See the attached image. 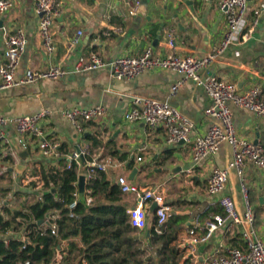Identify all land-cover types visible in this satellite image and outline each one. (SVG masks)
<instances>
[{
	"label": "crops",
	"instance_id": "1",
	"mask_svg": "<svg viewBox=\"0 0 264 264\" xmlns=\"http://www.w3.org/2000/svg\"><path fill=\"white\" fill-rule=\"evenodd\" d=\"M11 1L12 8L0 16V65L4 62L5 36L22 30L26 44L15 71L16 78H22L28 69L42 71L57 67L67 72L56 80L0 90V116L18 118L45 110L51 112L41 127L45 139L57 144L59 152L56 158L43 157L37 148V139L19 136L14 126L3 128L10 147L19 155L18 165L24 167L15 181L11 180L12 175H0L1 195L12 188L20 193L6 205L11 211L20 210L23 204L25 208L33 200L31 193L41 192L33 184L40 180L42 168L60 169L65 165L67 154L88 146L95 157L108 162L105 172L113 180L118 182V178L123 177L128 181L130 172L136 168L137 174L134 181H128L130 184L158 189L164 195L170 207L167 220L171 215L181 218L175 226L178 227L174 243L177 247L189 228L202 225L207 218L220 212L217 200L222 195L230 197L242 215L243 199L235 170H229L220 194L210 196L206 192L211 171L227 168L231 163V147L223 143L214 157L197 164L191 160L193 139L214 123L205 115L210 101L202 86L189 80L171 96V87L180 75L168 70L145 71L131 80L112 78L108 66L72 73L75 62L91 53L107 63L125 55L138 56L147 48L160 58L212 53L226 30L220 0H58L60 13L49 30L54 46L52 55L42 46L39 16L33 0ZM263 2H248L247 26L243 33L256 21L253 32L247 40L239 39L238 43L230 45L213 64L202 70L203 80L214 78L235 84L241 92L253 85L264 89V10L255 14ZM79 31V42L71 46L70 41ZM169 36L175 41V50L166 45ZM134 98L168 103L189 120L190 141L168 144L163 130L150 129L141 122H126L124 115L133 106ZM96 105L104 107V114L95 121L82 122L80 131L60 116V111L66 108ZM229 107L237 136L253 142L258 140L264 150V122L255 119L246 109L231 104ZM3 152L0 143V169L5 163ZM244 173L255 214L256 237L264 243V171L248 164ZM122 198L127 210L133 206L131 195ZM21 227L20 231L10 230L8 238H25L24 226ZM241 230L242 226L228 222L209 242L198 247L195 256L185 258L181 253L179 264H206L212 256L223 253V247L245 249ZM147 240L149 242V238ZM75 242L82 248L79 240ZM67 247L68 242L62 241L60 249L64 254Z\"/></svg>",
	"mask_w": 264,
	"mask_h": 264
},
{
	"label": "built area",
	"instance_id": "2",
	"mask_svg": "<svg viewBox=\"0 0 264 264\" xmlns=\"http://www.w3.org/2000/svg\"><path fill=\"white\" fill-rule=\"evenodd\" d=\"M37 15L39 16L38 30L42 39V46L48 55L54 53V46L50 34V25L60 13V2L58 0H33ZM138 4V3H136ZM247 0H220L219 8L226 23V30L222 40L214 52L204 56L179 57L171 55L168 57H156L150 48L138 56L125 55L105 62L96 53H91L87 58H80L72 67V73H82L109 67L114 79L131 80L139 74L150 70H168L180 75L179 80L171 87L170 95L174 96L177 91L189 80L198 86H202L209 98L210 105L205 110V115L212 118L214 123L208 130L196 136L192 141L191 160L197 164L202 160L214 157L223 143H227L232 150V161L227 168H214L207 180L206 192L210 196L220 194L228 180L229 170H235L240 182V190L243 199L244 211L242 215L237 212L235 203L228 196H220L217 200L220 212L207 218L202 225H194L186 232V236L179 243L178 248L185 258L195 256L198 247L209 242L215 233L222 229L228 222L232 225L242 226L240 232L241 240L245 249L238 247H223V253L212 256L206 264H264V243L256 237L254 223L255 214L249 199L248 183L245 178V168L252 164L260 171H264V150L260 144H255L240 138L232 121V112L229 105L248 110L254 118L264 122V89L260 85H253L245 91H239L235 84H228L214 78L203 80L200 72L213 64L218 56L230 45L247 40L253 32L254 24L243 33L246 28L245 13ZM11 0H0V16L12 8ZM264 10V2L255 12L259 14ZM135 11V8H134ZM131 12L134 14L135 12ZM81 31L70 41L73 46L79 42ZM26 40L22 30H16L5 36L4 39V62L0 65V90L33 84L42 80H56L63 77L67 72L57 67H49L47 70L25 71L22 78L15 77V71L19 59L24 52ZM166 45L175 50L176 44L172 36H169ZM133 106L124 115V120L129 123L141 122L146 127L158 130L166 134L168 144L188 143L191 124L177 110L168 103L151 99L134 98ZM105 112L104 107L96 105L90 108L70 107L60 111V116L67 120L74 128L81 130L82 122H91L100 118ZM51 116L48 110L41 111L32 116H20L18 118H7L0 116V143L4 148L3 158L5 163L1 166L2 177L12 175L13 181L19 176L15 167L19 163V155L9 144L4 136L3 128L14 126L19 136H30L37 139V148L41 155L46 158L59 156L57 144L45 139L41 124ZM141 161V158H137ZM66 168L76 166L77 175H85L86 183L96 179L101 172H105L108 162L101 161L95 157L91 148H77L65 156ZM83 168V171L79 169ZM118 184L124 195L133 197V206L126 213L128 223L137 233L148 229V210L151 204L156 203L154 220L150 228L157 235H162L170 207L166 205L164 195L158 189L140 188L130 184L126 178H118ZM35 189L54 195V200L61 202L57 197L56 187L50 185L45 188L38 179ZM15 198V194L9 193L0 199V208L6 206ZM94 202L91 191L85 193V205L90 206ZM78 203L77 191L74 199L66 205L67 216L74 218L75 208ZM61 219L60 210L48 212L41 221L40 235H58V221ZM151 230V229H150ZM9 238H3L5 245ZM22 238L21 241H25ZM61 245V244H60ZM58 246L55 255L49 264H61L63 251ZM19 264H29L28 261Z\"/></svg>",
	"mask_w": 264,
	"mask_h": 264
},
{
	"label": "trees",
	"instance_id": "3",
	"mask_svg": "<svg viewBox=\"0 0 264 264\" xmlns=\"http://www.w3.org/2000/svg\"><path fill=\"white\" fill-rule=\"evenodd\" d=\"M77 177L76 166L67 169L66 162L60 169L42 168L40 180L45 188L56 187L55 195L61 202L55 201L51 193L40 192L31 193L33 200L18 211L1 207L0 264L26 261L29 264H49L62 241H67L68 247L61 264H179L181 253L174 243L178 230L175 226L180 217L171 215L162 235L155 234L151 228L149 247L146 248L150 253L145 259V251L138 247L139 241L133 236L137 232L128 223L121 187L106 172L99 173L86 186L94 202L86 206L78 201L74 218L67 216L66 205L74 199ZM52 210L61 213L58 235H40L39 222ZM18 225L24 226L26 240L9 238L5 245L3 238H8L9 231L16 230ZM76 240L80 241L82 248L78 247Z\"/></svg>",
	"mask_w": 264,
	"mask_h": 264
},
{
	"label": "water",
	"instance_id": "4",
	"mask_svg": "<svg viewBox=\"0 0 264 264\" xmlns=\"http://www.w3.org/2000/svg\"><path fill=\"white\" fill-rule=\"evenodd\" d=\"M247 1L251 2V0H247ZM254 143L258 144V140H255ZM23 169H24V167L21 165H18L15 167V170L17 172H19L20 174L23 172ZM137 171L138 170L136 168L132 169V171L129 174L128 181H131V182L134 181V177L136 176ZM86 186H87V183H86L85 175H83V174L78 175L77 182H76L77 198H78V201L83 203V204H85ZM156 207H157L156 203H153V204H151V206L148 210V229L146 231V238L147 239L150 238V236H151L150 227H151L153 220H154V211H155ZM40 223H41V221L39 222V224Z\"/></svg>",
	"mask_w": 264,
	"mask_h": 264
},
{
	"label": "rangeland",
	"instance_id": "5",
	"mask_svg": "<svg viewBox=\"0 0 264 264\" xmlns=\"http://www.w3.org/2000/svg\"><path fill=\"white\" fill-rule=\"evenodd\" d=\"M9 193L15 194V193H17V191L14 190V188H12L11 191H6L5 194H3V195L0 194V198H5L7 196V194H9ZM129 207H130V205H129ZM23 208H24V204H23L21 209H23ZM0 213H1V208H0ZM21 229H22V227L20 225H18L16 231H20ZM133 236L139 241L138 247L145 251V259H146V257L149 255L150 251L148 249L146 250V248L149 247V242L146 239L145 232L134 233Z\"/></svg>",
	"mask_w": 264,
	"mask_h": 264
}]
</instances>
